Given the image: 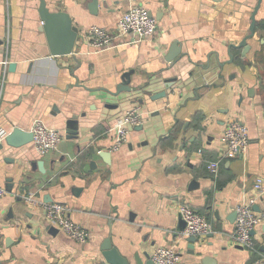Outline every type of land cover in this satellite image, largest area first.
Returning a JSON list of instances; mask_svg holds the SVG:
<instances>
[{"label":"crops","instance_id":"1","mask_svg":"<svg viewBox=\"0 0 264 264\" xmlns=\"http://www.w3.org/2000/svg\"><path fill=\"white\" fill-rule=\"evenodd\" d=\"M45 2L78 30L71 55L50 53L38 0H0V128L30 131L39 118L63 136L44 155L31 142H0V187L13 183L0 196V264H106V239L127 264H150L157 247L174 248L185 264H264V217L252 231L255 251L229 241L236 206L264 177V0ZM136 5L156 18L154 35L92 50L89 29H113ZM175 43L180 54L168 61ZM122 80L130 91L113 94ZM135 105L141 122L113 150L114 126ZM70 119L76 135L67 137ZM233 119L247 127V150L221 159L213 176L207 163L225 150ZM27 192L64 204L87 240L46 223L41 208L24 202ZM182 203L212 224L193 253L179 228ZM254 206L264 216V196Z\"/></svg>","mask_w":264,"mask_h":264},{"label":"built area","instance_id":"2","mask_svg":"<svg viewBox=\"0 0 264 264\" xmlns=\"http://www.w3.org/2000/svg\"><path fill=\"white\" fill-rule=\"evenodd\" d=\"M157 29V20L149 14L142 5L130 7L117 21L113 29L93 26L89 29L88 45L94 51L106 49L113 45L117 37L132 35L136 40L151 37ZM140 108L135 105L125 111L123 116L114 126L113 150L126 141L130 128L141 122ZM30 132L32 133V145L39 155H44L57 149L63 136L59 130L47 126L41 119L35 118L32 122ZM0 128V142L7 135ZM222 141L225 150L217 160L207 163V170L213 176L218 173L221 159L236 158L243 154L248 147L249 137L246 125L240 119L229 121L222 133ZM5 189L0 187V196ZM264 196V177L258 176L253 183V195L240 202L236 208L235 227L229 233V241L237 246L255 251V240L252 231L263 219V214L254 210L256 200ZM28 206L39 207L43 212L46 223L56 227L73 240L83 243L88 234L83 227L73 222L67 216V207L62 203H45L34 192H27L23 196ZM178 215L185 222L184 236L203 237L212 231V224L207 216L182 203L178 206ZM152 264H185L181 255L172 247H157L151 254Z\"/></svg>","mask_w":264,"mask_h":264},{"label":"water","instance_id":"3","mask_svg":"<svg viewBox=\"0 0 264 264\" xmlns=\"http://www.w3.org/2000/svg\"><path fill=\"white\" fill-rule=\"evenodd\" d=\"M38 1H39L38 13L42 21V28L47 36L50 53L52 55H71L73 53L78 35V30L72 24L71 17L67 12L63 10L51 11L47 7L45 0H38ZM260 2L261 0H258V3ZM258 7L259 4L255 7V10L251 15L249 33L245 38H243V40L239 44V45H243L244 48L248 46L246 44L247 38L251 37L255 32V26H256L255 14ZM149 14L151 15V13ZM179 54H180V50L177 44L175 43L171 47L169 55L167 56V60L172 61L175 58H177ZM13 67L14 64L11 63L9 65V68L12 70ZM220 67H223V64H220ZM123 90L130 91V87L127 85V83L124 80H122L120 84L116 86V92L113 94H118ZM165 95H166V91L163 90L157 93L154 98L165 97ZM76 127L77 124L74 119H70L67 121V137L68 136L70 137L71 135H76V131H75ZM31 141H32V133L28 130H23L19 127L12 128V130L4 137V142L8 146L13 148H20L30 143ZM38 166L39 167L41 166V162H38ZM12 187H13V183L11 180L9 181V183L6 184L5 190L11 191ZM49 199L51 201V198ZM254 210H257L255 206H254ZM235 216L236 213L234 212L233 217L235 218ZM179 220H180V225H179L180 231L181 230L183 231L185 227V222L182 220L180 216H179ZM185 238H186L185 240L188 242L187 248L191 249L193 253V250L195 249V244H197L198 242V237L185 236ZM101 251H102V256L106 261V264H127L125 258L121 257L118 251L116 250V248L111 244L110 239L104 240V243L101 246ZM150 264H152V262H150Z\"/></svg>","mask_w":264,"mask_h":264}]
</instances>
